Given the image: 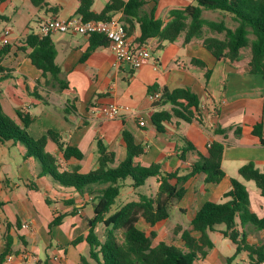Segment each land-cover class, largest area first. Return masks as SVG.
I'll return each instance as SVG.
<instances>
[{
    "label": "crops",
    "instance_id": "1",
    "mask_svg": "<svg viewBox=\"0 0 264 264\" xmlns=\"http://www.w3.org/2000/svg\"><path fill=\"white\" fill-rule=\"evenodd\" d=\"M109 1L93 0L92 11L101 12ZM146 1L143 10L150 12L154 9L155 16L165 23L169 20L170 10L193 4L192 0H159L157 4L153 0ZM44 2L42 6L34 5L32 0H5L0 3V13L8 18L0 24V33L11 28L6 43L0 40V53L8 50L0 57V103L9 117L22 124L18 113L30 115L32 123L28 131L36 139L50 130L60 133L64 141L83 151L82 161L71 162L79 164L83 173L96 168L98 142H103L115 152L117 162L126 158V145L122 138L124 130L131 132L136 144L144 148L137 160L141 165L159 163L168 172L190 166L199 159L198 153L192 151L186 155V164L181 163L178 154L184 146L182 136L202 155L206 154L212 141L226 143L222 158L225 177L217 184H206L203 174L192 177L185 184L184 197L171 208V215L178 219L177 224L170 222L171 215L154 227L140 220L138 227L146 234L155 231L157 240L177 244L178 236L174 231H161L163 227L172 224L173 230L177 225L188 228L205 202L226 200L225 194L231 189L232 178L245 184L251 212L264 218V198L259 189L252 185L253 181H245L239 176V169L247 163H254L264 170V143L253 134L254 126L262 123L264 139V76L247 71L250 50L244 53L243 49L242 59L231 65L217 60L199 40L184 44L183 37H180L172 43H160L155 38L148 41L147 47L159 69L154 68L153 62L134 69L126 63L115 65V56L108 44L88 53L91 37L54 33L50 38L57 50L56 63L61 68V78L67 83V88L59 90L38 84L42 71L29 59L31 49L21 48L27 47L25 40L31 32L38 34L39 25L44 20L78 15L79 0ZM50 9H54V14ZM121 15L117 14L116 18ZM203 17L219 20L222 15L204 11ZM139 34V24L134 21L130 35L132 44ZM195 59L204 62L206 68L195 64ZM207 70L210 77L205 83ZM178 88H188L199 98L200 114L191 122L173 118L165 122L164 131L159 132L152 122V115L162 109L171 111L172 105L153 103L149 94ZM110 103L128 106L137 114H123L114 120L96 114L98 105ZM217 130L225 132L219 134ZM238 130L240 134H237ZM46 149L60 155L57 145L51 140ZM60 164L62 168L67 166L62 161ZM40 173L39 163H26L16 146L11 142H0V253L4 238L9 236L13 240L14 253L7 264H81L83 257H90L86 237L90 229L88 221L94 216L93 199L88 195H77L78 211L69 215L61 225L49 228L56 215L72 212L73 207L62 202L72 193L56 186L49 176H41ZM129 185L127 182L125 187L133 189L132 193L126 194L119 203L116 201L111 213L130 201L139 200L140 194L153 196L158 190L155 178L148 179L140 187L145 188L144 191L137 192ZM18 221L20 227L17 226ZM25 224L28 227H24ZM222 230L216 229L210 237L214 242V235L222 236L227 249L221 251L214 243L208 255L195 264H224L234 255L236 246L221 234ZM246 231L250 243L264 239V233L253 226H247ZM96 234L104 239L107 231L103 225H98ZM235 262L248 264L247 253L239 254Z\"/></svg>",
    "mask_w": 264,
    "mask_h": 264
},
{
    "label": "trees",
    "instance_id": "2",
    "mask_svg": "<svg viewBox=\"0 0 264 264\" xmlns=\"http://www.w3.org/2000/svg\"><path fill=\"white\" fill-rule=\"evenodd\" d=\"M4 1L0 0V3ZM153 1L157 4L159 0ZM192 1L193 4L189 6L170 10L167 23L155 16L154 9L150 12L143 10L146 0H110L99 13L92 11L93 0H79L77 14L84 20H103L116 18L121 13L119 20L125 24L129 36L133 32L134 21L139 24L140 34L135 39V45L139 47L147 46L148 41L155 38L160 43H172L180 37H183L184 44L199 40L217 60L231 65L242 59L243 49L249 48L251 57L247 71L264 76V0ZM32 2L36 6L45 4L44 0ZM204 11L217 12L222 18L205 19ZM50 12L54 14L55 11L50 9ZM7 20L0 13V24ZM90 37L91 49L88 53L108 44L104 35L93 34ZM25 44L27 47L21 49H31L28 57L42 71L38 84L57 87L59 90L67 88V83L61 78V68L56 63L57 50L50 36L40 38L31 32ZM6 52L8 50L4 49L0 57ZM193 62L203 69L206 68L205 63L198 59ZM209 77L210 71L207 70L204 74L205 83ZM38 97L43 100L42 96ZM158 102L160 106L172 105L171 111L162 109L152 115V122L159 132H163L164 123L173 118L191 122L200 114V100L188 88L173 91L163 89ZM18 114L22 124L9 117L0 103V142H11L18 148L26 163H39L41 176H49L56 186L72 193L70 197L62 200L65 206L73 207L72 212L56 215L49 228L61 225L69 215L78 211L77 195H88L93 199L94 216L88 221L90 229L86 237L90 246V257H83L81 264H195L214 248L210 233L216 231V226L219 225L225 226L221 234L236 246L234 255L224 264H239L235 261L242 252L247 253L248 264L264 263V239L250 243L246 231V227L250 225L264 233V218L251 212L247 187L237 178L231 179V189L225 194L224 202H205L188 228L182 225L175 227L177 244L157 240L155 231L146 234L138 227L140 220L154 227L168 219L173 204L184 197L185 184L192 177L203 174L206 184L221 182L225 177L222 158L226 143L214 140L207 146L206 154L202 155L182 136L184 146L178 154L181 163L186 164V155L192 151L198 153L199 159L190 166L168 172L159 163L141 165L137 160L143 154L144 148L136 144L135 136L131 132L124 130L122 138L126 145V158L117 162L115 152L103 142H98L96 168L83 173L79 164L71 163L73 160H83L84 153L81 149L70 145L63 140L60 133L52 130L41 138L32 137L28 131L32 123L31 116L22 112ZM216 132L222 134L225 131ZM237 134H240V130ZM253 134L264 143L262 123L254 126ZM49 140L57 145L59 156L47 151ZM61 161L67 163V166L62 168ZM239 176L245 181H253L264 198V170L256 167L254 163H247L239 169ZM150 178H155L158 183L155 195L140 194L139 200L130 201L111 213L127 182L130 187L137 189L144 186ZM98 225H103L107 231L104 239L98 238L96 234ZM17 226L20 227V221ZM19 238L23 239L20 236ZM80 240L82 238L78 241ZM12 245V238L5 237L0 264H7L8 257L14 253Z\"/></svg>",
    "mask_w": 264,
    "mask_h": 264
},
{
    "label": "built area",
    "instance_id": "3",
    "mask_svg": "<svg viewBox=\"0 0 264 264\" xmlns=\"http://www.w3.org/2000/svg\"><path fill=\"white\" fill-rule=\"evenodd\" d=\"M11 28H6L0 33V40L6 43ZM54 33L79 34L90 37L93 34L104 35L108 42V47L115 56V65L129 64L132 68L138 69L153 62L155 69H159V64L153 61L151 51L147 46H137L132 44L125 24L119 18L103 20H84L81 15H75L66 19L49 18L40 23L38 36L44 38ZM161 98V93L154 92L149 94V99L155 103ZM96 114L114 120L123 114L136 115V111L128 106L117 105L114 103L100 104L95 109ZM24 227H28L25 224ZM11 258L8 257L7 261ZM264 264V263H263Z\"/></svg>",
    "mask_w": 264,
    "mask_h": 264
},
{
    "label": "rangeland",
    "instance_id": "4",
    "mask_svg": "<svg viewBox=\"0 0 264 264\" xmlns=\"http://www.w3.org/2000/svg\"><path fill=\"white\" fill-rule=\"evenodd\" d=\"M164 1H165V0H164ZM35 25H36V23L33 24L34 27H35ZM251 38H252V37H251ZM249 50H250L249 48H245V49H244V53H246V51H249ZM252 185H254V187H256L254 182H252ZM131 189H132V188H131ZM144 189H145V188H138V189H136V190H137V192H138V190L144 191ZM132 190H133V189H132ZM132 190H130V189L124 187V188L122 189V192H121L120 197H118V199H117V203H119V202H120V201L126 196V194H128V193H132V192H130V191H132ZM185 221H186V219H185ZM185 221H184V222H185ZM170 222H171L172 224H177L178 219L175 217L174 214L171 215V217H170ZM172 224H170V225H166L165 227H163V229H162L161 231H166L167 233H168L169 231H174V230H173V227H172ZM216 229H220V230L223 229V230H224V229H225V226H224V225H219V226H216ZM213 240H214V243H215V245L217 246V248H218L219 250H221V251H224V249L226 248V245H227L226 240H225V239L223 240V237H222V236L220 237V235H218V234L213 236ZM226 249H227V248H226Z\"/></svg>",
    "mask_w": 264,
    "mask_h": 264
}]
</instances>
